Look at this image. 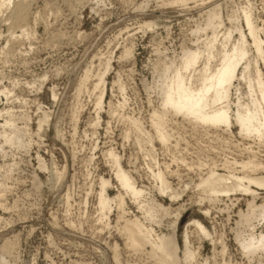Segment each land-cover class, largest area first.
Segmentation results:
<instances>
[{
    "label": "rangeland",
    "instance_id": "rangeland-1",
    "mask_svg": "<svg viewBox=\"0 0 264 264\" xmlns=\"http://www.w3.org/2000/svg\"><path fill=\"white\" fill-rule=\"evenodd\" d=\"M215 1L225 3V16L248 3ZM200 3L189 1L186 11L184 6H163L161 0H0V123L13 117L17 126L28 128L29 134L21 135L32 143L29 150L13 148L0 137V185L5 187L0 193V256L10 264H162L146 252L126 247V239L116 230V208L110 215L111 228L98 221L99 178L114 176L112 161L118 156L144 187L156 221L145 220L127 198L128 217H142L157 234L176 231L178 264H264V249L247 253L242 246L250 237L257 242L264 236V218L252 219L251 225L241 218L250 202L264 203V190H258L254 200L252 195L237 193L209 201L197 187L213 169L231 174L224 161L228 166L235 160L247 161L239 145L243 142L221 131L196 132L182 118L169 117L172 145L167 149L156 142L154 153L161 168L169 164L170 170L177 171L178 176L169 175L181 194L173 201L170 194L161 195L155 188L149 168L157 166L146 158L133 126L122 116H133L151 129L152 113L161 105L155 88L158 72L193 46L195 20L202 19ZM249 3L264 39V0ZM147 23L156 26L149 28ZM108 60L111 69L105 78L100 125L94 127L99 95L95 85ZM85 69L91 77L78 95ZM44 112L51 116L38 136ZM25 113L31 120L24 119ZM128 129L133 131L126 139ZM110 149L115 151L112 158L106 155ZM39 156L46 169L40 167ZM260 157L264 160L263 151ZM55 168L65 169L64 179L52 178ZM112 183L110 197L118 193L114 177ZM180 214L183 217L176 223ZM194 220L207 233L192 225ZM237 232L244 237H237ZM186 235L195 254L191 263H185L183 256ZM6 242L11 243L3 250ZM114 243L120 252L118 263L112 256Z\"/></svg>",
    "mask_w": 264,
    "mask_h": 264
},
{
    "label": "bare ground",
    "instance_id": "bare-ground-1",
    "mask_svg": "<svg viewBox=\"0 0 264 264\" xmlns=\"http://www.w3.org/2000/svg\"><path fill=\"white\" fill-rule=\"evenodd\" d=\"M189 1L192 0H161L163 6H184V9ZM199 1L201 3L197 6L202 8V12L199 13L202 19L201 22L195 20L196 25L192 33L196 36V39L193 46L184 50L177 61L165 63L158 72L159 80L155 88L160 92L161 105L159 111L154 110L152 113L149 122L151 129L148 130L143 122L133 116L124 114L122 116L133 126L136 143L145 150L146 158L148 157L150 163H155L154 166H157V168L150 166L149 170L151 169V176L154 177L156 182L154 183L155 188L161 195L170 194L173 201H177L181 195L179 189L174 188L169 179L170 174L178 176L177 171L170 170L169 164L166 168H161L154 153L156 142H159L164 148H170L173 142L174 130L168 128L167 122L170 120L169 117H180L183 121L191 124L192 129L196 132L200 131L205 135H209L211 133L219 134L221 131L226 133L228 138L238 137L243 142L239 144L243 146L242 151L247 153H244L247 155V161L238 162L235 160L229 166L228 162L224 161L223 167L229 169L232 172L231 174H222L213 169L207 177H201L197 187L208 194L209 201H216L220 197L237 193L252 195L254 200L259 194L258 190H264V160L260 157L262 151L264 152V39L258 25L259 20L254 15L249 0H246L247 5L239 6L238 11H233L226 16L223 13V5L225 4L223 1ZM147 26L152 28L156 24L147 23ZM201 37L204 38L201 39ZM218 48H220V51L216 53ZM216 59L217 62L214 63ZM110 69V60H108L104 64L103 72L98 75V83L95 85V89H99V95L96 99L97 120L93 124L94 127L100 125V110L106 95L107 82L105 78ZM90 77L91 71L87 69L77 90L78 95L87 85ZM117 84L123 90L122 84L120 82ZM52 95L55 99L57 98L55 90L52 91ZM50 116L48 112L43 113L38 123V136H40L42 128L49 124ZM0 117H3L2 111ZM24 119L29 121L31 117L25 113ZM24 130L17 126L13 117L4 118V122L0 123V137L4 139L5 143L12 145V147H23L29 150L28 148L32 143L27 142L29 140L26 142L25 139L23 140V136L29 134V130L28 128L25 132ZM131 130H126V139L130 138ZM21 133L26 134L21 135ZM57 133H60V131ZM106 155L108 158H112L115 151L110 149L106 152ZM38 158L40 167L46 169L42 157L39 156ZM112 163V168H114L113 177L116 179L118 193L113 197L108 194V188L114 186L112 183L113 177L105 178L101 176L99 178L98 221L104 224V227L111 228L110 215L112 210L116 208L118 211L116 230L118 229V233L126 239V247L133 251L146 252L149 257L158 263H180L176 231L169 235L157 234L152 226L147 225L141 219L142 217L136 215L134 218L128 217L130 211H128L127 198L142 212L145 220L156 221L152 208L148 206L145 199L144 187L140 186L132 172L123 166L121 157L118 156ZM64 170L59 172L57 168L53 169L51 171L52 178L53 176L57 179L62 178L65 174ZM187 186L188 184H185L183 191L186 190ZM2 187L0 185V193L3 190L5 191V187ZM0 196L2 195L0 194ZM66 196L69 197V195ZM153 201L162 206L157 199ZM182 217V214L177 216L176 223ZM257 217L264 218V203L256 205L252 201L249 210L241 218L245 223L251 225L252 219ZM191 224L195 225L201 232L207 233L206 228L200 221L194 220ZM101 229L103 230V228ZM235 235L239 238L243 236L240 232ZM254 239L256 238L250 237L245 242L241 241L243 249L247 253L264 249V236L261 235L257 242ZM188 240L189 236L186 235L183 250L185 263H191L195 258V254L189 248ZM10 243L6 242L3 250H7ZM117 246L115 245L113 249L115 255L112 256L115 262L118 263L120 256ZM120 263L121 261L118 264ZM0 264H10V262L6 261L1 255Z\"/></svg>",
    "mask_w": 264,
    "mask_h": 264
}]
</instances>
